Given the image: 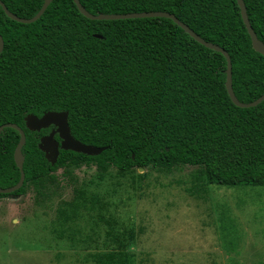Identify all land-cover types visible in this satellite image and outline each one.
<instances>
[{"label": "trees", "instance_id": "1", "mask_svg": "<svg viewBox=\"0 0 264 264\" xmlns=\"http://www.w3.org/2000/svg\"><path fill=\"white\" fill-rule=\"evenodd\" d=\"M13 15L30 19L44 0H0ZM92 15L164 12L174 15L204 41L227 52L232 89L241 103L264 94V56L252 48L236 0H79ZM249 23L264 45V0H243ZM0 126L15 124L25 134L23 186L0 199L24 195L28 189L43 205L72 187L73 198L57 208L52 234L70 241L79 210L91 199L77 186L74 171L95 167L103 179L113 168L120 178H138L139 169L170 174L192 168V196L204 197L209 186L264 188V101L238 108L226 87L225 57L194 41L170 19L145 18L92 21L73 0H53L31 24L6 16L0 6ZM100 36L101 38H97ZM66 112L71 136L84 145L106 148L98 156L59 150L51 165L38 149L48 129L31 132L25 118ZM19 133H0V188L20 178L13 153ZM62 169L61 179L55 173ZM65 182V183H64ZM64 183V185H63ZM89 200V201H88ZM93 204V202L91 201ZM93 208L87 207V210ZM104 251L92 264H135L127 241L110 218ZM222 248L237 254L238 230L223 216ZM228 264H236L230 261Z\"/></svg>", "mask_w": 264, "mask_h": 264}, {"label": "rangeland", "instance_id": "2", "mask_svg": "<svg viewBox=\"0 0 264 264\" xmlns=\"http://www.w3.org/2000/svg\"><path fill=\"white\" fill-rule=\"evenodd\" d=\"M191 171L142 170L136 172L144 174L140 178H120L111 168L101 179L95 167L76 169L77 186L95 198L87 204L93 208L82 207L75 218L72 227L80 230L72 247L52 234L58 206L73 198L71 186L43 205L31 189L0 199V264H92L89 255L104 251L107 239V226L93 225L99 214L114 221L115 231L129 243L128 231L135 233L128 247L135 264H264V188L209 186L204 197L192 196ZM61 173L55 175L61 179ZM223 216L238 230L237 254L222 248Z\"/></svg>", "mask_w": 264, "mask_h": 264}, {"label": "water", "instance_id": "3", "mask_svg": "<svg viewBox=\"0 0 264 264\" xmlns=\"http://www.w3.org/2000/svg\"><path fill=\"white\" fill-rule=\"evenodd\" d=\"M53 0H44L40 10L38 13L30 18V19H23L19 18L12 13H10L7 8L4 6V4L0 1V6L7 17L12 19L15 22L21 23V24H31L35 21H37L45 12L47 7L50 5V3ZM73 3L75 4L77 10L79 13L84 16L88 20L92 21H112V20H127V19H145V18H165L170 19L175 23L178 27H180L186 34H188L194 41L199 43L200 45L204 46L205 48L209 50H213L217 53H221L227 63L226 68V81H225V87L227 94L231 100V102L238 108H252L259 105L261 102L264 101V94L261 95L258 99L251 103H241L237 100V98L234 95L233 89H232V76H231V62L229 55L226 51H224L222 48L213 45L211 43H208L201 39L197 34H195L191 29H189L185 24L180 22L174 15L164 12H148V13H130V14H99V15H92L88 13L80 4L79 0H73ZM236 3L238 5L240 16L242 19V22L247 30V33L250 37L252 48L255 52L259 53L260 55L264 56V45L261 41L258 40L255 32L253 31L248 17L246 13V8L244 5L243 0H236ZM97 38H101L100 36H96ZM3 50V40L0 36V53ZM68 114L66 112H48L42 115L40 118L28 115L25 118V127L27 130L31 132H40L41 130L47 129L51 126L55 128L54 131H52L49 135L41 137L38 149L44 153L45 159L51 164L54 165L57 161L59 150L63 151H72L75 153H80L82 155L86 156H98L100 155L106 148H99V147H93L90 145H84L80 143L79 141L75 140L70 133L68 122H67ZM4 128H12L16 130L19 133L20 139L19 142L14 150L13 153V159L14 163L19 170L20 178L16 185L10 188L1 189L0 188V194H11L19 190L25 180V175L23 172V163H24V157L22 154V148L25 145V134L21 128L16 126L15 124H5L0 126V133ZM58 134V137L60 139V143L56 142L54 140V134ZM139 172H142V169H139Z\"/></svg>", "mask_w": 264, "mask_h": 264}, {"label": "flooded vegetation", "instance_id": "4", "mask_svg": "<svg viewBox=\"0 0 264 264\" xmlns=\"http://www.w3.org/2000/svg\"><path fill=\"white\" fill-rule=\"evenodd\" d=\"M47 129H48V133H47L46 135H44V136L49 135L52 131L55 130V128H54L53 126L47 128ZM44 136H43V137H44ZM54 140H55L56 142L60 143V139H59V137H58V134H56V133L54 134Z\"/></svg>", "mask_w": 264, "mask_h": 264}]
</instances>
